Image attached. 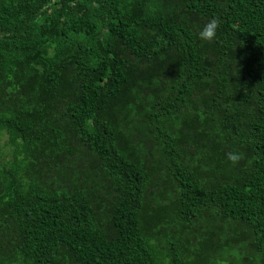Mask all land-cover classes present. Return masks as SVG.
Segmentation results:
<instances>
[{
    "label": "trees",
    "instance_id": "1",
    "mask_svg": "<svg viewBox=\"0 0 264 264\" xmlns=\"http://www.w3.org/2000/svg\"><path fill=\"white\" fill-rule=\"evenodd\" d=\"M0 264H264V0H0Z\"/></svg>",
    "mask_w": 264,
    "mask_h": 264
},
{
    "label": "clouds",
    "instance_id": "2",
    "mask_svg": "<svg viewBox=\"0 0 264 264\" xmlns=\"http://www.w3.org/2000/svg\"><path fill=\"white\" fill-rule=\"evenodd\" d=\"M219 26L220 19L218 17L210 19L198 32L199 38L207 42L213 41L216 38V32ZM243 158V154L239 152H229L227 154V160L234 166L237 165Z\"/></svg>",
    "mask_w": 264,
    "mask_h": 264
}]
</instances>
